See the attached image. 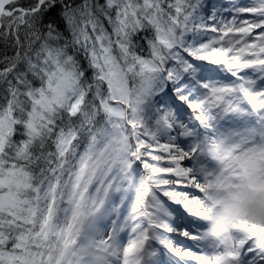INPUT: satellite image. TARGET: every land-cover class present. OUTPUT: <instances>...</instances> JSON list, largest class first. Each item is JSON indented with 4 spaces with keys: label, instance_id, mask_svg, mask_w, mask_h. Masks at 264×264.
I'll return each mask as SVG.
<instances>
[{
    "label": "snow or ice",
    "instance_id": "1",
    "mask_svg": "<svg viewBox=\"0 0 264 264\" xmlns=\"http://www.w3.org/2000/svg\"><path fill=\"white\" fill-rule=\"evenodd\" d=\"M0 264H264V0H0Z\"/></svg>",
    "mask_w": 264,
    "mask_h": 264
},
{
    "label": "trees",
    "instance_id": "2",
    "mask_svg": "<svg viewBox=\"0 0 264 264\" xmlns=\"http://www.w3.org/2000/svg\"><path fill=\"white\" fill-rule=\"evenodd\" d=\"M100 2L103 3V0H100ZM221 2L224 3L227 7H231V4H233V3H243V4H247L249 2V0H221ZM217 19H219V17H217ZM141 43H143V42H141ZM143 54L147 55L146 48H145ZM148 159L150 161V158H148ZM139 166H142V165H138L137 168H139Z\"/></svg>",
    "mask_w": 264,
    "mask_h": 264
},
{
    "label": "rangeland",
    "instance_id": "3",
    "mask_svg": "<svg viewBox=\"0 0 264 264\" xmlns=\"http://www.w3.org/2000/svg\"><path fill=\"white\" fill-rule=\"evenodd\" d=\"M226 76V73H221L220 74V76L219 77H217L218 79H221L222 81L224 80V77ZM184 115L186 116V117H188V114H187V112H185L184 113ZM190 118V117H189ZM174 135H175V133H174ZM186 146V145H185ZM138 171H142V167L140 166V168L138 169ZM165 199V198H164ZM172 207H176L175 205H172ZM180 221L178 220L177 221V223H179ZM127 239H128V237H127V235H125L124 236V240H125V242L127 241Z\"/></svg>",
    "mask_w": 264,
    "mask_h": 264
}]
</instances>
